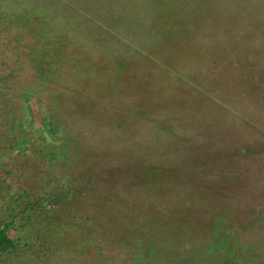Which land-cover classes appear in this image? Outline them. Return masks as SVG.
<instances>
[{"label": "rangeland", "instance_id": "374dc122", "mask_svg": "<svg viewBox=\"0 0 264 264\" xmlns=\"http://www.w3.org/2000/svg\"><path fill=\"white\" fill-rule=\"evenodd\" d=\"M59 1L63 47L37 33L32 2L0 12V147L31 82L60 93L53 116L79 143L53 169L33 150L0 157V221L21 196L84 174L77 203L46 211L61 264H264V0ZM46 47L62 63L43 80ZM108 178L114 195L87 196Z\"/></svg>", "mask_w": 264, "mask_h": 264}, {"label": "trees", "instance_id": "16d2710c", "mask_svg": "<svg viewBox=\"0 0 264 264\" xmlns=\"http://www.w3.org/2000/svg\"><path fill=\"white\" fill-rule=\"evenodd\" d=\"M27 2L33 3V8L31 9L30 14H35L39 18L38 21L40 23L36 28L37 33L41 37L46 38V30L48 45H51L52 43H54L52 45H55V43H59V46L66 45L67 41L64 40V36L67 35V30L63 28L62 23L64 22L65 18L69 17V15L60 14L66 9L65 6H60L62 4L61 1L36 0L34 2L33 0H0V12H3V10L5 9H11L16 6L22 7ZM53 12L55 13L53 14ZM46 22L49 23V26L46 24ZM50 22H52L51 27ZM19 23L22 24V22ZM98 27L101 28L100 25ZM47 34H49L50 39L48 38ZM53 36L57 37L58 40L53 41ZM59 46L58 48L63 47ZM61 50H63V48H61L60 51ZM51 52L52 49L50 50L47 47L43 50L40 49V51L37 50V53H40V58L36 63H34V67L35 70L38 72L37 76L44 74V76L38 77L43 80L53 77L55 73H53V75L50 74V76L48 75V72L56 71L58 65L62 63L57 59V57L52 58ZM75 60L76 63L72 65L73 72L77 71L81 74L83 68L79 63L80 58L76 57ZM99 62L101 63L102 61ZM52 65L54 66L51 67ZM80 76L82 77V75ZM86 79L88 78L83 79V81H85ZM19 90L21 104H19V106L17 107V114H4V121L6 122L7 127L6 131H12L14 135L7 142L6 145L8 149L7 152L9 153H4L2 147H0V157H12L11 154L15 153L16 151H21L25 155V153H30L33 150L36 152L37 159L42 161L50 169H53L58 163L62 162L63 160H66L67 158H72L70 153L72 151L71 148L77 149L75 143L79 142L71 141L66 137L69 119L63 120V117H61L60 115L59 117L57 115L53 116L55 112L50 108L51 105L52 108H55L54 110L59 109L58 105L62 101L60 100L62 99L60 93L56 92L54 94H51L52 92L45 84H34L33 82H31L27 88L21 86ZM38 91L40 93L42 92L44 94H47L49 96V101L46 102L45 100V103H42V100L44 99L42 98L41 94H37ZM71 96L72 98L77 99L76 101L78 102L82 101L83 104H88L90 112L93 111L94 106H98V104L95 105V103H93V101H90V99H88L87 97L79 99L77 96ZM82 103H71V105L80 107ZM32 104H34L33 107L36 109V112H33ZM124 107L127 108V110L134 109L129 105H124ZM49 110H52L53 112H49ZM86 115L87 113L82 114L77 118H72V122H77L79 119H81L83 116L85 117ZM65 117L67 116L65 115ZM95 121L98 122V120ZM55 122H58L59 124ZM56 124L59 125V130L54 131V127ZM111 131H114L112 127ZM49 133L52 135H49ZM53 136H56L57 138L52 139L51 137ZM64 143H67L68 145H65ZM49 149H53L54 159L52 160H50L51 158H49L47 153H44V151L48 152ZM58 150L60 151L58 152ZM38 174H41V170L37 171V175ZM83 175L77 177L75 175L68 176V172L64 173L59 178V189H56L55 191H50L48 188H44V190L38 193L37 197L34 198L32 197V195L28 196V194L27 196H21L19 202L17 201L18 204L13 205L12 211L10 213L6 212L4 214V219L0 221V264H61V262L65 263L66 257L63 255L64 250H60V252L57 253L58 241L56 240V238H54L55 234H52L51 228L53 222L46 220L45 215L48 208L50 209L62 203H71L73 205L74 203H77V191H79V189L77 191H75V189L79 187L77 182ZM92 176L93 175L90 174L87 179H90ZM73 180H75V183L71 182ZM103 182L104 188L101 186H93L92 188H87L89 192L87 196H90V194L95 193V197H99L101 191L99 194L97 190L100 188L104 189L103 194L111 192V194L114 195V191L116 188L115 178L113 180H110L108 178L106 179V181L103 180ZM108 188H112L111 191H108ZM38 211H43V216H39ZM38 217L43 218L41 219ZM36 218L38 219L36 220ZM93 220L96 221L98 219ZM49 235H51L52 237ZM23 236L30 237V243H26L23 240ZM80 245L82 246V243H79L77 247L72 245L71 248L77 249L80 247ZM59 258H64V260L59 261Z\"/></svg>", "mask_w": 264, "mask_h": 264}]
</instances>
